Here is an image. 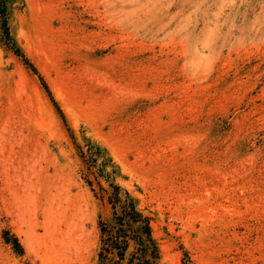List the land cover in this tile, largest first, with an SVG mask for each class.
Wrapping results in <instances>:
<instances>
[{
	"label": "rangeland",
	"instance_id": "1",
	"mask_svg": "<svg viewBox=\"0 0 264 264\" xmlns=\"http://www.w3.org/2000/svg\"><path fill=\"white\" fill-rule=\"evenodd\" d=\"M7 22L0 264H99L115 187L156 264H264V0H7Z\"/></svg>",
	"mask_w": 264,
	"mask_h": 264
},
{
	"label": "trees",
	"instance_id": "2",
	"mask_svg": "<svg viewBox=\"0 0 264 264\" xmlns=\"http://www.w3.org/2000/svg\"><path fill=\"white\" fill-rule=\"evenodd\" d=\"M0 39H11L7 0H0ZM110 201L114 212L111 220L101 222L103 246L99 264H124L132 244L134 249L129 264H156L159 247L153 237L150 218L138 209L129 194L123 197L119 187H115Z\"/></svg>",
	"mask_w": 264,
	"mask_h": 264
},
{
	"label": "bare ground",
	"instance_id": "3",
	"mask_svg": "<svg viewBox=\"0 0 264 264\" xmlns=\"http://www.w3.org/2000/svg\"><path fill=\"white\" fill-rule=\"evenodd\" d=\"M32 186H33V184H32ZM32 193H33V192H32ZM26 194H31V192H30V193H26ZM33 194H34V193H33ZM19 195H20V194H19ZM35 195H36V194H35ZM35 195H34V196H35ZM27 197H28V196H27ZM30 197H31V195L29 196V198H30ZM32 198H33V197H32ZM19 199H21V197H20ZM22 200H23V211H24V210H26L27 208H29L30 206L26 208V205L29 204V202H28V200H26V197H25V196L22 198ZM35 200H36V199H35ZM33 202H34V201H33ZM35 202H36V201H35ZM35 202H34V203H31V204H34V206H35V205H36ZM34 206H33V207H34ZM35 207H36V206H35ZM30 208H31V207H30ZM49 209H50V208H49ZM51 209H52V208H51ZM28 210H29V209H28ZM30 210H31V209H30ZM24 212H25V211H24Z\"/></svg>",
	"mask_w": 264,
	"mask_h": 264
}]
</instances>
